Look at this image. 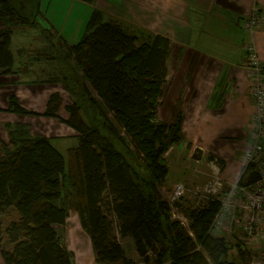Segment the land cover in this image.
Wrapping results in <instances>:
<instances>
[{
  "label": "trees",
  "instance_id": "16d2710c",
  "mask_svg": "<svg viewBox=\"0 0 264 264\" xmlns=\"http://www.w3.org/2000/svg\"><path fill=\"white\" fill-rule=\"evenodd\" d=\"M40 20L39 0H0V74L11 72V32L37 27ZM168 49L166 36L129 31L104 19L102 10L91 9L80 39L68 47L75 77H63L64 87L75 84L63 121L76 132L77 145L66 149L64 159L49 138L30 134L25 124L5 125L8 141L0 142L3 264H72L57 231L70 208L97 264H132L118 241L126 236L145 264H242L248 259L250 252L239 245L237 260L226 259L224 237L207 234L217 200L183 209L191 235L167 218L157 186L167 174L163 154L181 139L180 114L170 122L155 120ZM60 104L58 93L49 94L41 115L59 118ZM7 105L14 113L37 114L12 95ZM256 179L248 163L236 183ZM2 215H9L4 222ZM4 241L9 247H2Z\"/></svg>",
  "mask_w": 264,
  "mask_h": 264
},
{
  "label": "crops",
  "instance_id": "0c3cea01",
  "mask_svg": "<svg viewBox=\"0 0 264 264\" xmlns=\"http://www.w3.org/2000/svg\"><path fill=\"white\" fill-rule=\"evenodd\" d=\"M59 1L67 5L61 15L65 18L62 28L55 26L44 15L43 1L39 0L41 27L63 34L68 22L69 31L65 32L69 35L61 37L55 34L54 38L59 37V40L53 41L50 37L46 38L51 47L56 45L62 48L74 44L92 8L102 10L104 19L105 16L113 17L111 12L115 11L114 16L120 22L126 23L127 26H122L129 31L144 29L166 36L169 39V49L165 61L167 75L164 82V113H174L172 117L161 121L170 122L173 116L180 114V142L192 143L190 157L194 148L200 150V157L196 160L202 158L205 144L216 145V151L220 153L219 150L226 142H232L231 160H236L234 162L239 163L242 168L241 171L240 166L232 170L234 164L231 162L227 173L232 175L233 172L232 177L240 176L244 163H241L242 158L235 144L245 141L246 127L253 112L247 91L248 82L241 45L245 41L252 43L257 57L264 63V0H93L92 3L80 0ZM100 2L104 5L99 4ZM74 8L77 9V14L71 20L68 17ZM253 8L263 14V19L257 30L249 34L241 28L240 22ZM72 29V34L77 33V37L70 35ZM204 34L207 36L203 37ZM47 47V44L44 45V48ZM31 49L33 52L37 48L32 46ZM17 52L21 53V49ZM37 58L39 57L20 59L18 65H14V70L0 74L1 143L8 141L5 125L16 123L26 124L32 135L58 140L63 139V136L75 137L76 132L66 123L41 115L49 94L58 93L61 88L47 85L44 77L35 74L39 70L44 71V67L37 68L35 63L38 60L30 61ZM43 58L48 59V55ZM26 66L30 69L32 78H17L16 70L28 74ZM61 93L59 95L62 98ZM11 95L25 110L37 114L8 111L7 98ZM65 101L67 102L66 97H63L57 111L62 118L67 117L63 107ZM55 131L61 136H56Z\"/></svg>",
  "mask_w": 264,
  "mask_h": 264
},
{
  "label": "rangeland",
  "instance_id": "374dc122",
  "mask_svg": "<svg viewBox=\"0 0 264 264\" xmlns=\"http://www.w3.org/2000/svg\"><path fill=\"white\" fill-rule=\"evenodd\" d=\"M42 1H43L42 9H43L44 15L48 16V18L51 19L54 24H56L55 26L62 28L65 18L61 17V15L67 8V5H65L64 2L59 1V0H42ZM108 1H111V0H108ZM99 4H103V3L100 2ZM113 9L115 8H111V10ZM71 12L72 14L68 18L72 20L73 15L77 14V9L74 8ZM111 13H113V17L105 16L106 20H112V21L119 23L120 25L127 26L126 23L120 22L119 19L116 16H114L115 11ZM67 25H68V22L65 26L66 32L69 31ZM46 28L38 25L37 27L28 28V29H22V27L15 28L11 32L10 44H9V48H10V51L13 57V63L11 65V70H14V65L17 64L18 60L20 59L26 60L27 57L35 58L38 56L39 58H37L36 60H30V61L38 60L39 62L35 63L37 65V68L44 67V71L39 70L35 74H37L38 77H44L45 78L44 83H47V85L49 86L55 85L61 88L60 92H62L61 93L62 98L66 97V100H67V102L66 101L64 102V106H66L70 104L72 101V98L69 96L68 93L73 92L75 89V84L73 83L71 84L67 83V87L63 86V77L71 76L72 80L75 77L72 62L67 54L68 47L60 48L59 46H56V45L51 47V44L48 43L46 38L49 39L50 37L51 41L59 40V37L54 38L55 34L61 37H65L66 35H69V34L66 33L65 31L63 34L57 33V32L54 33V32H51V30H49L48 27ZM73 32H74V29H72V32L70 35L71 36L75 35V37H77V33L72 34ZM82 32L83 30L81 31V34L78 35L77 40L75 41H78L80 39ZM206 36L207 35L204 34L203 37H206ZM46 44L48 47L44 48V45ZM32 46L37 48L33 52H31ZM19 49H21V53L17 52ZM44 55H48V59L43 58ZM22 68L23 66H21V69ZM26 68L28 70V74L21 72L22 70L15 71V75L17 76V78H21V79H26L28 77L32 78V76L30 75L31 74L30 69L27 66ZM78 81L81 84L83 82L80 75H78ZM84 83L86 84V82ZM161 89H162V92L159 98V104L156 109L155 120L167 119L169 117H172L174 113V112H170L167 114L164 113L163 99H164V92L166 89L165 84L162 85ZM60 92H58V94ZM57 116L59 118H56V117H51V118L58 119V121L65 123L63 121L65 118L60 117L58 113H57ZM172 119L173 118H171V121ZM55 133L54 134L56 136H61L59 135L57 131H55ZM74 135H76V133ZM62 138L63 139H59V140L50 138L49 143L54 148H56L60 152V154L63 156V158L65 159L66 149L69 147L76 146L78 142H77L76 137L63 136ZM231 143L226 142V144L223 147H221V149L219 150L220 153L216 151V147H215L216 145L211 144V146H206L205 144L203 146V148L205 149V152L203 153V156L202 158H200V160H194L193 158L190 157L192 143L188 141H185L182 144L180 141L172 144L168 148V150L163 154V161L167 167V174L164 180L162 181V183L157 186V190L161 198L164 201H166L167 194L169 193L172 184L175 182H182L185 188L187 189L184 195L181 198H178V201L176 202L174 206L175 209L173 211V216H170V208H167L166 215H167L168 220L175 221L179 225L178 223L179 219L186 218V215L183 209L194 208V207H197V205L199 204L205 203L206 199L203 197H199L200 194H197V193H198V190L201 188V186L205 182H207L209 179H211L214 175L216 176L218 175L221 179V182H222L221 190H226V188L229 185L233 184L237 180V175L232 177L234 174L233 172H232V175H229L227 173L229 163L232 162L231 159L233 156V150H232L233 146ZM245 144L246 142L235 144V147L238 148L237 152H240L241 158H243ZM234 161L232 162L234 164L232 170L237 169V167L240 166L239 163L236 164ZM241 163L243 164L244 161L241 160ZM214 166L217 169V173H214L215 171ZM241 168L242 167L240 166L239 171H241ZM65 190L67 191L68 188L66 187ZM8 216L2 215L1 220L3 222L6 221L8 219ZM9 217H14V215L12 214ZM183 228H185V230L188 228V220H187V228L186 227H183ZM57 231L62 236L63 242L66 245V247L72 253V264H97L94 261L89 240L87 236L85 235V233L80 229L77 216L74 213L72 208H70V210L68 211V216L65 220L64 225L62 227L61 226L57 227ZM221 236L224 237L229 247L226 259H229V260L231 259L233 261L237 260L235 258L236 256L235 252L239 245L242 249L248 250L250 252V256L242 264H264V242L263 240H260V241L254 240V242L249 245L245 244L244 236L239 228L238 221H235L233 225L230 227V229H228L227 227L223 229V231L221 232ZM119 241L124 250L125 256L132 261V264H145L142 258L139 255H137V253L135 252L133 241L130 237L126 236L123 238H119ZM2 244H1L2 247H9V245H7V242L5 241L2 242ZM147 252H148L149 258L152 259V256H153L152 253L149 250H147ZM0 264H3L1 257H0ZM114 264H120V263L117 262Z\"/></svg>",
  "mask_w": 264,
  "mask_h": 264
},
{
  "label": "built area",
  "instance_id": "2783aa9c",
  "mask_svg": "<svg viewBox=\"0 0 264 264\" xmlns=\"http://www.w3.org/2000/svg\"><path fill=\"white\" fill-rule=\"evenodd\" d=\"M263 14L253 8L250 14L241 20V28L253 34L259 27ZM243 52V66L247 78V91L253 105V112L245 131L243 158L245 164H251L257 175V179L247 185L237 184L236 181L226 190H221V179L214 175L198 190L199 197L206 200L215 199L219 203L218 210L214 214L207 234L220 236L223 229H230L235 221L244 236V243L249 245L254 240L264 242V63H262L253 47V44L245 41L241 45ZM213 167V165H212ZM217 173V169L214 166ZM187 191L182 182L172 184L167 194L166 204L170 208V216H173L175 204ZM179 225L187 228L186 218L179 219ZM187 233L191 235L188 228Z\"/></svg>",
  "mask_w": 264,
  "mask_h": 264
},
{
  "label": "water",
  "instance_id": "95a60500",
  "mask_svg": "<svg viewBox=\"0 0 264 264\" xmlns=\"http://www.w3.org/2000/svg\"><path fill=\"white\" fill-rule=\"evenodd\" d=\"M200 157V150L198 148H194L191 153V158L193 159H199Z\"/></svg>",
  "mask_w": 264,
  "mask_h": 264
}]
</instances>
